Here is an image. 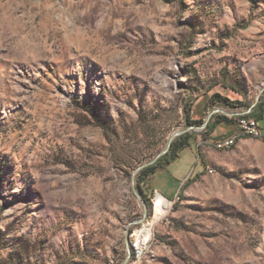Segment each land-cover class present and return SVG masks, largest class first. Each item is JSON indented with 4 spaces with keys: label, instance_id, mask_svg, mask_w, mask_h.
<instances>
[{
    "label": "rangeland",
    "instance_id": "374dc122",
    "mask_svg": "<svg viewBox=\"0 0 264 264\" xmlns=\"http://www.w3.org/2000/svg\"><path fill=\"white\" fill-rule=\"evenodd\" d=\"M262 100L264 0H0V264H264V132L206 128Z\"/></svg>",
    "mask_w": 264,
    "mask_h": 264
},
{
    "label": "trees",
    "instance_id": "16d2710c",
    "mask_svg": "<svg viewBox=\"0 0 264 264\" xmlns=\"http://www.w3.org/2000/svg\"><path fill=\"white\" fill-rule=\"evenodd\" d=\"M214 100L219 103H223L226 105H233V101L226 97H222L220 94L214 95ZM252 117L257 118L258 120L264 118V100L260 101L255 109L253 110ZM237 119L233 120L232 118L228 117L227 115L223 114H214L211 118V123L209 122L206 126L207 129L213 131L219 124H235ZM190 136L188 134H183L179 136L175 141L172 142L170 149L166 152L155 164L148 165L147 167L141 169L137 174L136 183L141 192L144 196V187L149 185L150 181L148 180L151 178L159 168H164L177 160L180 156L181 151L184 149L191 147L192 142L190 141ZM193 173V172H192Z\"/></svg>",
    "mask_w": 264,
    "mask_h": 264
},
{
    "label": "built area",
    "instance_id": "2783aa9c",
    "mask_svg": "<svg viewBox=\"0 0 264 264\" xmlns=\"http://www.w3.org/2000/svg\"><path fill=\"white\" fill-rule=\"evenodd\" d=\"M239 129H246V132H264V122L260 119L258 121L254 122H241L239 119H237L235 123V130ZM230 136L218 139V143L220 142H227L230 141ZM161 195L167 204L172 203V199L169 197H166L164 194H162L159 191H156V196ZM152 226V224H151ZM151 226H141L140 229H135L131 235H135V242H136V252H135V261L138 262L141 260V257L143 256L144 248L147 245L148 241H151Z\"/></svg>",
    "mask_w": 264,
    "mask_h": 264
},
{
    "label": "bare ground",
    "instance_id": "6f19581e",
    "mask_svg": "<svg viewBox=\"0 0 264 264\" xmlns=\"http://www.w3.org/2000/svg\"><path fill=\"white\" fill-rule=\"evenodd\" d=\"M239 121L241 122H254V121H258V119H256L255 117H249V116H241L239 118ZM251 136V137H262L263 136V133L262 132H255V133H252V132H246V129H240L239 133L238 134H235V135H231L230 136V141H227V142H220L218 143V141H216V146L219 147V148H225V147H230L234 144L236 138L238 136ZM157 203H156V211L157 213L161 212L165 206H167V202L164 201L163 197L159 194L157 196ZM165 204V205H164ZM150 224H146L144 226H150ZM150 245V241L147 242V245L146 247L144 248V252H143V256L146 252V249L147 247ZM131 248L134 252V258H135V252H136V242H135V235H133V239H132V242H131ZM142 256V257H143ZM141 257V258H142Z\"/></svg>",
    "mask_w": 264,
    "mask_h": 264
},
{
    "label": "crops",
    "instance_id": "0c3cea01",
    "mask_svg": "<svg viewBox=\"0 0 264 264\" xmlns=\"http://www.w3.org/2000/svg\"><path fill=\"white\" fill-rule=\"evenodd\" d=\"M263 122H264V118L263 119H261ZM228 125V124H227ZM231 124H229L228 126H230ZM263 133V132H262ZM264 137V136H263ZM188 148H190V147H188ZM185 150V149H184ZM183 150V151H184ZM183 151H181V153H180V156H179V158L182 156V154H183ZM178 158V159H179ZM177 159V160H178ZM177 160H175L172 164H170V165H168V166H166V167H164V168H159L157 171H156V173L154 174V180H155V184H154V190H156V191H159V192H161L162 194H164L166 197H169V198H173L175 195H177V193L179 192V190H180V188H181V185H182V183H183V180L189 175H186L183 179H179V181H180V185H177L176 184V186L174 185L173 187H171V184H170V173H169V171L171 170V168L173 167V165L175 164V162L177 161ZM197 163H198V165H197V168L199 167V169L201 170V163H199L198 162V160H197ZM163 172H165V173H169L168 174V178L169 179H167V177H165V179L164 178H161V180L159 181V182H156V180H157V178L161 175L162 176V174H163ZM172 175V174H171ZM162 186V187H161Z\"/></svg>",
    "mask_w": 264,
    "mask_h": 264
},
{
    "label": "water",
    "instance_id": "95a60500",
    "mask_svg": "<svg viewBox=\"0 0 264 264\" xmlns=\"http://www.w3.org/2000/svg\"><path fill=\"white\" fill-rule=\"evenodd\" d=\"M177 134H179V133H176V135H177ZM169 145H170V144H169ZM167 150H168V148H167L163 153H165ZM128 237H130L129 234H128Z\"/></svg>",
    "mask_w": 264,
    "mask_h": 264
}]
</instances>
